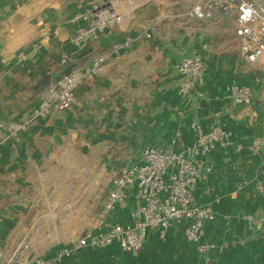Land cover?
<instances>
[{"label": "crops", "instance_id": "1", "mask_svg": "<svg viewBox=\"0 0 264 264\" xmlns=\"http://www.w3.org/2000/svg\"><path fill=\"white\" fill-rule=\"evenodd\" d=\"M134 1L139 7L128 29H109L91 40L79 60L88 63L128 34L137 36L129 53L112 55L98 74L85 78L71 109H54L44 119H33L16 138L0 134V250L11 252L24 242L28 247L23 257L32 258L38 248L44 257L52 256L92 227L113 178L122 167L141 162L145 146L167 149L179 130L176 148H181L192 140L190 122L199 121L208 129L220 112L234 144L206 157L212 172L198 183L196 199L206 202L212 189L222 199L200 237L216 245L215 264H264V234L248 230L241 219L246 213L264 216V198L254 192L264 148L236 150L237 144L246 146L264 133V89L257 88L250 105L233 104L226 96L228 84H253L258 73L238 55L236 20L223 13L177 20V2L192 0ZM85 2L0 0V50L11 59L0 65V120L31 118L46 88L35 89L43 75L51 74L53 82L66 71L59 58L72 49L70 38L83 23L72 19ZM203 43L209 44L211 58L205 99L196 108L177 94L176 64ZM37 44L40 48L34 50ZM18 51L27 54L23 64L16 62ZM244 179L249 184L238 189ZM129 193L126 206L109 214L111 221H132L134 189ZM185 226L175 223L165 241L150 228L137 253L124 252L117 244L90 247L60 264H198ZM45 231L57 240L45 238Z\"/></svg>", "mask_w": 264, "mask_h": 264}, {"label": "built area", "instance_id": "2", "mask_svg": "<svg viewBox=\"0 0 264 264\" xmlns=\"http://www.w3.org/2000/svg\"><path fill=\"white\" fill-rule=\"evenodd\" d=\"M176 6L178 8L174 16L179 21L207 19L219 13L235 18L238 55L245 63L255 66L258 73L253 77V84L230 83L225 92L233 104L250 105L257 88L262 86L264 89V0H192L177 2ZM138 7L134 0L103 3L86 0L72 19L83 22L70 38L72 49L63 52L59 58L60 65L70 70L42 91L31 118L0 120V134L4 132L7 138H16L33 119H44L54 109H71L78 102L80 83L98 74L112 55L129 53L137 36L128 34L112 42L110 50L98 52L86 64L79 60L81 52L91 40L98 39L109 29L117 27L127 30L131 25V14ZM144 34L151 37L148 31ZM39 48L38 44L34 46V50ZM210 58L209 44L203 43L199 50L183 56L176 64L177 94L196 108H201L205 99L203 85ZM15 59L18 64H23L27 54L18 51ZM10 62L11 59L0 50V65ZM189 129L192 140L181 148H176V142L181 137V131L178 130L167 149L147 145L141 162L122 167L113 178V187L97 212L92 227L69 245L49 257H44L42 249L38 248L32 258H25L24 250L28 244L20 242L11 252L0 250V264H60L85 248H105L112 244H117L124 252L137 253L142 249L150 228L156 229L160 239L165 241L170 228L182 222L186 223V239L195 245L198 252V264H215L212 251L216 245L201 240L200 234L206 223L215 219L214 206L221 202L222 196L212 189L211 198L200 203L196 199L195 189L212 172L206 157L215 150L232 146L233 132L222 123L220 112L216 113L210 128L206 129L199 121L193 120ZM244 148L250 152L262 150L264 133L246 146L236 145L237 151ZM233 168H236L235 164ZM247 184L249 180L244 179L237 188L241 189ZM130 188L134 189L132 221L128 224L115 223L108 216L118 207L126 206ZM254 192L264 198V164L259 169ZM241 219L248 230L264 234V216L246 213ZM45 238L57 240L50 231H45Z\"/></svg>", "mask_w": 264, "mask_h": 264}, {"label": "water", "instance_id": "3", "mask_svg": "<svg viewBox=\"0 0 264 264\" xmlns=\"http://www.w3.org/2000/svg\"><path fill=\"white\" fill-rule=\"evenodd\" d=\"M52 77L51 74L45 73L42 77V79L38 82L35 89H42L47 87L51 83Z\"/></svg>", "mask_w": 264, "mask_h": 264}, {"label": "trees", "instance_id": "4", "mask_svg": "<svg viewBox=\"0 0 264 264\" xmlns=\"http://www.w3.org/2000/svg\"><path fill=\"white\" fill-rule=\"evenodd\" d=\"M70 69H67L66 71H69Z\"/></svg>", "mask_w": 264, "mask_h": 264}, {"label": "rangeland", "instance_id": "5", "mask_svg": "<svg viewBox=\"0 0 264 264\" xmlns=\"http://www.w3.org/2000/svg\"><path fill=\"white\" fill-rule=\"evenodd\" d=\"M231 17H233V16H231ZM10 202H8V204H9Z\"/></svg>", "mask_w": 264, "mask_h": 264}]
</instances>
